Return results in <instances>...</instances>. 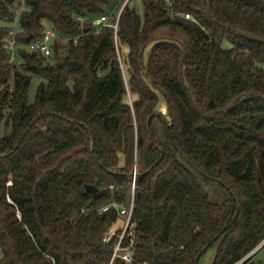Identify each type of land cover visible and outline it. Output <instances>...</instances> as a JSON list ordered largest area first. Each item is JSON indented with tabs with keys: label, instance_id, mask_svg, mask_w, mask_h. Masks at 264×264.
<instances>
[{
	"label": "trees",
	"instance_id": "obj_1",
	"mask_svg": "<svg viewBox=\"0 0 264 264\" xmlns=\"http://www.w3.org/2000/svg\"><path fill=\"white\" fill-rule=\"evenodd\" d=\"M110 1L0 0V264H107L136 154L130 264H236L264 239V0Z\"/></svg>",
	"mask_w": 264,
	"mask_h": 264
},
{
	"label": "built area",
	"instance_id": "obj_2",
	"mask_svg": "<svg viewBox=\"0 0 264 264\" xmlns=\"http://www.w3.org/2000/svg\"><path fill=\"white\" fill-rule=\"evenodd\" d=\"M187 17H190L189 14H186ZM80 21H83L82 17H79ZM101 25H110L107 23V19L103 18L97 26ZM61 34L56 31L52 27H47L44 30V33L41 37L37 38L36 40L32 41L28 44V49L32 51H37L43 55H50L52 52L51 43L56 39L60 38ZM80 35L74 37V42L76 43L79 39ZM14 46V42L12 46ZM136 168L133 170L132 175V198L128 204L120 203V202H112L102 208V210L106 211L110 207H115L118 210V216L121 221L120 227L121 231L118 233L119 237L114 246L113 254L111 259L107 264H113L116 257L122 258L126 263L130 264L133 262V255H134V245H135V226L136 221L134 219V195H135V188H136ZM118 222L113 223L112 227L110 228L105 241L109 242L113 235L116 233L118 229ZM129 237V242L125 244V238Z\"/></svg>",
	"mask_w": 264,
	"mask_h": 264
},
{
	"label": "rangeland",
	"instance_id": "obj_3",
	"mask_svg": "<svg viewBox=\"0 0 264 264\" xmlns=\"http://www.w3.org/2000/svg\"><path fill=\"white\" fill-rule=\"evenodd\" d=\"M127 1L128 0H126L123 3V0H111L107 6V11L109 12V15L113 16L114 14H117V20H118L119 16L121 15V12L124 8V5ZM135 4H136V9H137L138 13L141 15V17H143L144 7H143L142 2L138 1ZM19 12H20V8L17 11V14ZM101 20H102V18L96 19L95 25L97 26V24ZM8 24L9 23L6 20H3L0 18V26L1 25L4 26V25H8ZM13 25H15L17 27V18H16V22H14ZM64 52H65V50L62 49L61 53L63 54ZM118 53L120 55L119 50H118ZM119 58H120V62H121L122 67H124V63L122 62V58L121 57H119ZM22 62H23V58H21V56L17 55L16 63L20 64ZM43 80L44 79L42 77H40L36 74H31V82H30L29 93H28V100L30 103H33L35 101L38 87ZM129 100L131 101V97H129ZM162 106H163V112L166 113L167 112L166 104L163 103ZM5 128H6L5 125L2 123V125H0V134L5 133V131H7ZM137 165H138V155L136 154V158H135V161L133 163V170H134V168L137 169ZM206 188L208 189V191L210 193V198L215 202H222L223 200H226L230 197L228 192L225 189H223L222 187H220L219 185H217L216 183H212L209 187H207V185H206ZM131 195H132V189H131ZM263 241H264V239L261 242H263ZM216 248H217V243H214L213 245L208 247L207 250L201 255L200 260H199V264H212V261L215 257ZM253 260L256 264H264V246H262L257 251V253L253 257Z\"/></svg>",
	"mask_w": 264,
	"mask_h": 264
},
{
	"label": "water",
	"instance_id": "obj_4",
	"mask_svg": "<svg viewBox=\"0 0 264 264\" xmlns=\"http://www.w3.org/2000/svg\"><path fill=\"white\" fill-rule=\"evenodd\" d=\"M90 30V28L89 27H86V28H84V33H86V32H88ZM149 121H150V119H149ZM168 125V124H167ZM151 136V138H153V135L151 134L150 135ZM132 175H133V173H132ZM85 188H86V191H88V192H92V193H97L98 192V190H99V188L98 187H96L95 185H92V184H85ZM264 243V241L263 242H261L256 248H254L249 254H247L241 261H239V262H237L236 264H239V263H241L242 261H244L245 259H247L250 255H252L262 244ZM199 260V256L197 257V261Z\"/></svg>",
	"mask_w": 264,
	"mask_h": 264
}]
</instances>
